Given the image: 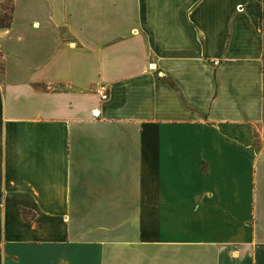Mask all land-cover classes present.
Listing matches in <instances>:
<instances>
[{
    "label": "crops",
    "instance_id": "0c3cea01",
    "mask_svg": "<svg viewBox=\"0 0 264 264\" xmlns=\"http://www.w3.org/2000/svg\"><path fill=\"white\" fill-rule=\"evenodd\" d=\"M8 1L0 264H264V0Z\"/></svg>",
    "mask_w": 264,
    "mask_h": 264
},
{
    "label": "built area",
    "instance_id": "2783aa9c",
    "mask_svg": "<svg viewBox=\"0 0 264 264\" xmlns=\"http://www.w3.org/2000/svg\"><path fill=\"white\" fill-rule=\"evenodd\" d=\"M95 94L98 97L99 101H104L108 98L107 89L103 85L97 87V89L95 90ZM92 114L94 117H97V114L95 112H92Z\"/></svg>",
    "mask_w": 264,
    "mask_h": 264
},
{
    "label": "rangeland",
    "instance_id": "374dc122",
    "mask_svg": "<svg viewBox=\"0 0 264 264\" xmlns=\"http://www.w3.org/2000/svg\"><path fill=\"white\" fill-rule=\"evenodd\" d=\"M9 14V1L8 0H0V16H8ZM26 215H24L25 217Z\"/></svg>",
    "mask_w": 264,
    "mask_h": 264
},
{
    "label": "trees",
    "instance_id": "16d2710c",
    "mask_svg": "<svg viewBox=\"0 0 264 264\" xmlns=\"http://www.w3.org/2000/svg\"><path fill=\"white\" fill-rule=\"evenodd\" d=\"M9 24V14L8 16H0V28L3 29V28H6Z\"/></svg>",
    "mask_w": 264,
    "mask_h": 264
}]
</instances>
